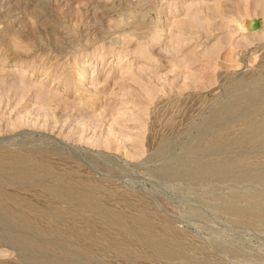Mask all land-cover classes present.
<instances>
[{
	"label": "rangeland",
	"instance_id": "rangeland-1",
	"mask_svg": "<svg viewBox=\"0 0 264 264\" xmlns=\"http://www.w3.org/2000/svg\"><path fill=\"white\" fill-rule=\"evenodd\" d=\"M0 264H264V0H0Z\"/></svg>",
	"mask_w": 264,
	"mask_h": 264
}]
</instances>
